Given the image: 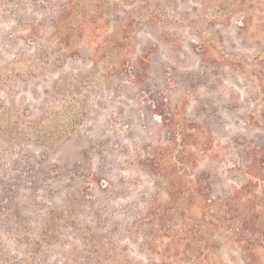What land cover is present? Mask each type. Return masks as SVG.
<instances>
[{"label":"rangeland","instance_id":"1","mask_svg":"<svg viewBox=\"0 0 264 264\" xmlns=\"http://www.w3.org/2000/svg\"><path fill=\"white\" fill-rule=\"evenodd\" d=\"M150 13L152 34L145 25L136 38L123 33L121 56L107 48L66 67L48 78V92L22 93L21 109L31 105L54 140L79 134L65 156L90 123L118 143L114 159L124 170L115 166L112 183L121 171L123 207L137 208L138 220L112 264H133L138 252L145 264L160 262L177 246L184 264H206L212 254L225 264H264V26L258 15L249 27L227 26L218 7L170 12L166 24ZM157 33L170 40L155 44ZM197 189L223 198L219 217L201 216Z\"/></svg>","mask_w":264,"mask_h":264},{"label":"trees","instance_id":"2","mask_svg":"<svg viewBox=\"0 0 264 264\" xmlns=\"http://www.w3.org/2000/svg\"><path fill=\"white\" fill-rule=\"evenodd\" d=\"M210 7L220 8L227 26L249 27L255 15L264 26V0H0V264H112L116 247L130 245L132 217L138 220L137 208L123 207L129 185L121 171L112 183L115 166L124 170L114 159L118 143L89 131L90 123L65 156L79 134L52 139L35 124L31 105L21 109L20 95L48 92L50 76L58 79L107 48L121 56L123 33L136 38L145 25L152 34L146 27L153 9L166 24L170 12ZM169 40L154 36L155 44ZM126 147L120 143L119 155ZM209 192L197 189L201 216L219 217L223 198ZM165 257H148L147 264H184L178 246L167 247ZM132 260L146 261L139 252ZM206 264L225 263L212 254Z\"/></svg>","mask_w":264,"mask_h":264}]
</instances>
